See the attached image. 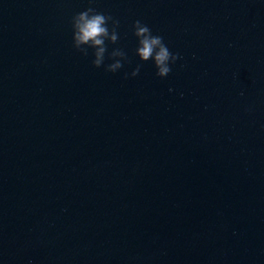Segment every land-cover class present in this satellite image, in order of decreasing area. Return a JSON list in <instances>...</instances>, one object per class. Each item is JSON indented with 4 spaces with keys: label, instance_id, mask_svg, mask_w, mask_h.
<instances>
[{
    "label": "water",
    "instance_id": "1",
    "mask_svg": "<svg viewBox=\"0 0 264 264\" xmlns=\"http://www.w3.org/2000/svg\"><path fill=\"white\" fill-rule=\"evenodd\" d=\"M0 264H264V0H0Z\"/></svg>",
    "mask_w": 264,
    "mask_h": 264
},
{
    "label": "clouds",
    "instance_id": "2",
    "mask_svg": "<svg viewBox=\"0 0 264 264\" xmlns=\"http://www.w3.org/2000/svg\"><path fill=\"white\" fill-rule=\"evenodd\" d=\"M112 23L113 27L109 31L108 24ZM73 42L74 47L83 55H88V49H94L95 59L93 65L99 69L104 65L105 54L107 52L106 41L112 44L118 42L117 28L119 21L113 20L111 16H105L103 13L97 12L94 8L89 7L87 10L78 13L73 17ZM134 35L138 40L137 55L142 62L153 61L157 69L156 75L160 79L167 78L172 69L170 65H174L179 59V54H173L163 41V37L153 35L151 29L141 23L135 21ZM119 57V59H116ZM111 59L115 62L108 65L106 71L117 73L122 67V60H127L126 53L123 50H114ZM140 74V66L131 73L132 77ZM127 79V74L125 75Z\"/></svg>",
    "mask_w": 264,
    "mask_h": 264
}]
</instances>
